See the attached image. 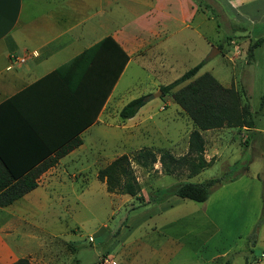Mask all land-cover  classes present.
Here are the masks:
<instances>
[{"label": "rangeland", "instance_id": "rangeland-1", "mask_svg": "<svg viewBox=\"0 0 264 264\" xmlns=\"http://www.w3.org/2000/svg\"><path fill=\"white\" fill-rule=\"evenodd\" d=\"M258 6L264 16V0ZM217 24L215 30L203 27L213 46L206 49L207 60L197 76L208 72L221 85L242 92L257 133L226 128L203 132L209 166L194 176L185 169L166 176L159 163L139 167L132 157L145 148L157 158L162 152L186 154V132L193 126L156 86L172 82L197 60L181 51L175 71L156 78L153 71L160 60L133 59L112 94V108L87 133L84 148L62 162V184L40 188L20 209L31 223L17 226L19 236L8 240L24 256L31 255L26 258L30 264H264V42L252 57L249 51L264 37V25L241 31L232 22L228 31L224 18ZM141 96H149L147 103L133 118L121 120L122 107ZM121 155L131 160L137 197L108 193L97 179L98 171ZM213 178H221L222 184L205 202L169 196L161 202H172L160 213L153 206L161 202H148L181 183Z\"/></svg>", "mask_w": 264, "mask_h": 264}, {"label": "crops", "instance_id": "crops-1", "mask_svg": "<svg viewBox=\"0 0 264 264\" xmlns=\"http://www.w3.org/2000/svg\"><path fill=\"white\" fill-rule=\"evenodd\" d=\"M259 1L0 0L1 158L23 165L54 157L53 150L74 136L81 140L38 176L33 191L0 208V264L31 257L8 240L19 236L17 226L31 223L26 221L28 213L20 209L40 188L46 191L54 183L62 184L60 174L66 165L62 162L84 148L87 133L112 108V94L131 61L153 64L160 60L153 71L156 78L175 71L181 51L193 54L189 57L197 60L194 66L201 62L204 66L206 49L213 43L203 27L215 30L217 19L224 18L228 31L232 22L241 31L259 28L264 25ZM106 38L119 51L112 42L103 43ZM120 51L128 62L107 92L111 74L121 63ZM169 202L156 204L154 211L158 213Z\"/></svg>", "mask_w": 264, "mask_h": 264}, {"label": "trees", "instance_id": "trees-1", "mask_svg": "<svg viewBox=\"0 0 264 264\" xmlns=\"http://www.w3.org/2000/svg\"><path fill=\"white\" fill-rule=\"evenodd\" d=\"M113 41L106 38L104 42ZM264 42V37L255 40L249 47L250 56L253 50ZM114 44V43H113ZM116 49L118 47L114 44ZM121 63L107 88L110 91L119 74L125 68L128 57L120 51ZM117 63V58H116ZM203 62L186 71L180 78L168 85L160 87L161 96L168 95L174 104L190 120L193 130L188 136V149L185 155L174 157L170 152H162L157 158L150 149H142L133 155V161L141 168H151L160 164L161 172L166 176L177 174L182 169L188 176H194L206 169L209 162L205 161L204 141L200 132L219 129H255L248 100L242 92L233 86H222L211 74L204 73L197 76ZM197 76V77H196ZM184 82L187 84L180 86ZM180 86V87H179ZM108 95V93H107ZM106 95V96H107ZM149 96H141L128 102L119 112L121 120H129L147 103ZM264 102V97L261 103ZM81 144L78 137H72L54 151V157L21 164L18 161H8L0 156V208L11 205L37 187L38 176L57 161ZM51 151L49 154H51ZM48 154V155H49ZM97 179L105 183L108 193L120 192L130 197H137L139 185L131 168V160L127 155L115 158L110 164L98 171ZM222 184V179L213 178L202 183H181L173 190L158 199H150L149 203L161 202L169 196L190 200L196 203L205 202L212 190ZM147 202V203H148ZM142 205V203H141ZM13 264H30L28 259H18Z\"/></svg>", "mask_w": 264, "mask_h": 264}, {"label": "water", "instance_id": "water-1", "mask_svg": "<svg viewBox=\"0 0 264 264\" xmlns=\"http://www.w3.org/2000/svg\"><path fill=\"white\" fill-rule=\"evenodd\" d=\"M211 56H213V55H211Z\"/></svg>", "mask_w": 264, "mask_h": 264}]
</instances>
